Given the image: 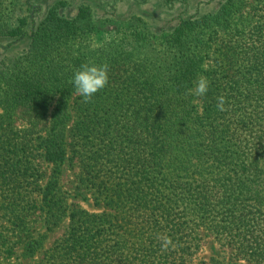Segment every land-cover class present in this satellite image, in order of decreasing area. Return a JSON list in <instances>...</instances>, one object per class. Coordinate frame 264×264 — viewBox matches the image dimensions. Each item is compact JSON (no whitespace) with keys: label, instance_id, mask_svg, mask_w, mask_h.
<instances>
[{"label":"trees","instance_id":"obj_1","mask_svg":"<svg viewBox=\"0 0 264 264\" xmlns=\"http://www.w3.org/2000/svg\"><path fill=\"white\" fill-rule=\"evenodd\" d=\"M122 1L0 0V247L29 208L47 229L69 219L37 264H193L205 234L232 251L211 264H264V21L248 28L240 0L192 14L162 0L167 21L143 14L149 0L121 14ZM105 62L107 86L84 103L74 72ZM18 109L30 129L15 130ZM66 163L101 210L71 206ZM28 231L26 258L43 244Z\"/></svg>","mask_w":264,"mask_h":264},{"label":"rangeland","instance_id":"obj_2","mask_svg":"<svg viewBox=\"0 0 264 264\" xmlns=\"http://www.w3.org/2000/svg\"><path fill=\"white\" fill-rule=\"evenodd\" d=\"M80 0H73V2H77ZM84 1V0H83ZM162 0H149L148 3H145L143 6L144 15L147 16H155L158 19L161 20H169L172 18V8H170L168 5L163 6L161 3ZM165 1V0H163ZM183 2V0H180ZM186 3L183 2V4H189L187 10H185L186 14H192L193 12H196L198 7L200 10H206L211 7H216L220 4V2L224 0H184ZM198 3V5H195ZM240 8L243 9L242 15L247 19L248 28H253L255 24H258L256 21H264V0H240L239 2ZM71 12L74 10L72 6H70ZM179 9H182L179 7ZM120 13L121 14H128L129 12H139L142 10L141 6H137V4H134L132 0H123L120 4ZM75 11V10H74ZM72 12L75 13V12ZM97 34H92V36L87 39V41H83V43H87L91 46H97L98 40ZM105 39L108 38V35L104 37ZM11 52H8L6 49H3V47H0V58H3L2 56L6 54H10ZM14 126L15 130L24 131L27 128L30 129V121L29 116L27 113L22 110L18 109L14 113ZM45 123H41L38 126H36V131L34 132V136L37 137L38 135H41L45 132ZM38 159H41V156ZM48 167L45 162H42V171H47ZM62 188L66 192L68 196V201L70 202L71 206L74 207H80L85 208L88 211L96 212L101 210L98 206L94 204L93 197L91 193L84 189L80 185V182L78 180V168L66 163L64 169H63V175H62ZM25 212H27L26 215V222L24 224V228L22 226V233L20 235H13L12 231L9 230L13 226L10 222L5 223V233L9 234L8 237H6L4 240L5 242L8 241L10 245H1L0 247V258L6 257V259L3 261L4 264H9L11 262L21 261L23 264H37L39 259L42 257L43 253L53 244L54 240L60 238L65 233L69 219L65 218L63 222L53 229H47L44 224V216L43 213H41V210L38 209L36 212L31 211L29 208L25 209ZM31 234L35 237L42 236L43 237V244L42 246L37 250L34 256L32 257H24L22 256V250H23V241L26 238H23V235L27 233ZM205 234V233H204ZM206 236L203 238L202 245L200 250L196 253L193 264H211L210 257L212 256H218V255H226L229 257L232 254V251L230 248L226 247L224 245V242L222 240H218L213 235L205 234ZM2 240V238H0ZM3 241V240H2ZM7 244V243H6ZM11 245L14 246V249H11ZM14 250V253H13ZM19 258V259H18Z\"/></svg>","mask_w":264,"mask_h":264},{"label":"clouds","instance_id":"obj_3","mask_svg":"<svg viewBox=\"0 0 264 264\" xmlns=\"http://www.w3.org/2000/svg\"><path fill=\"white\" fill-rule=\"evenodd\" d=\"M74 85L76 93L82 97L84 103L93 100L95 94L104 89L109 82V65L105 63H84L76 70L70 81ZM194 88L188 89V93L196 97L204 96L209 89L210 81L200 75L194 81ZM226 98L223 95L217 97L216 108L218 111H226ZM156 239L160 242L161 250L166 251L174 248L172 239L164 234H157Z\"/></svg>","mask_w":264,"mask_h":264}]
</instances>
